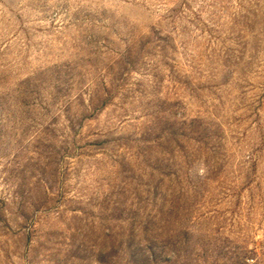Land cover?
<instances>
[{"label": "rangeland", "instance_id": "obj_1", "mask_svg": "<svg viewBox=\"0 0 264 264\" xmlns=\"http://www.w3.org/2000/svg\"><path fill=\"white\" fill-rule=\"evenodd\" d=\"M0 264H264V0H0Z\"/></svg>", "mask_w": 264, "mask_h": 264}]
</instances>
